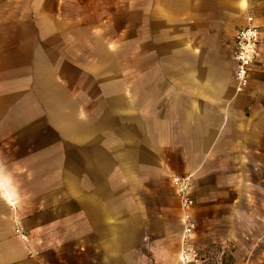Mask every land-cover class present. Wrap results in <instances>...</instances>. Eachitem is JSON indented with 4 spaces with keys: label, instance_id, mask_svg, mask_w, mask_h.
I'll return each instance as SVG.
<instances>
[{
    "label": "crops",
    "instance_id": "1",
    "mask_svg": "<svg viewBox=\"0 0 264 264\" xmlns=\"http://www.w3.org/2000/svg\"><path fill=\"white\" fill-rule=\"evenodd\" d=\"M189 173L196 245L264 264V0H0V264H177Z\"/></svg>",
    "mask_w": 264,
    "mask_h": 264
},
{
    "label": "built area",
    "instance_id": "2",
    "mask_svg": "<svg viewBox=\"0 0 264 264\" xmlns=\"http://www.w3.org/2000/svg\"><path fill=\"white\" fill-rule=\"evenodd\" d=\"M262 30L255 21L253 15H248L246 23L240 27L234 37L232 47V59L235 63L234 79L235 90L238 93L244 92L250 86L251 71L254 63L261 56ZM175 193L180 199L182 210V254L181 264H199L196 260L197 250L193 247V235L197 228L193 210L195 207V196L193 194V174H174L171 177ZM23 239L27 235L20 232Z\"/></svg>",
    "mask_w": 264,
    "mask_h": 264
},
{
    "label": "rangeland",
    "instance_id": "3",
    "mask_svg": "<svg viewBox=\"0 0 264 264\" xmlns=\"http://www.w3.org/2000/svg\"><path fill=\"white\" fill-rule=\"evenodd\" d=\"M249 15H253L252 13ZM83 82V81H82ZM82 82H79V86L82 85ZM181 207V205H180ZM181 216H182V210H181ZM180 216V218H182ZM198 229V226L196 230ZM195 230V231H196ZM182 231H183V223L181 220V230H180V245H179V258L181 256L182 252ZM193 247L197 250L198 255L196 256V260H198L199 264H229V256H228V250L225 248H221L220 251H212L208 248H202L193 240ZM178 258L177 264H181V260Z\"/></svg>",
    "mask_w": 264,
    "mask_h": 264
},
{
    "label": "bare ground",
    "instance_id": "4",
    "mask_svg": "<svg viewBox=\"0 0 264 264\" xmlns=\"http://www.w3.org/2000/svg\"><path fill=\"white\" fill-rule=\"evenodd\" d=\"M181 259V258H180Z\"/></svg>",
    "mask_w": 264,
    "mask_h": 264
}]
</instances>
